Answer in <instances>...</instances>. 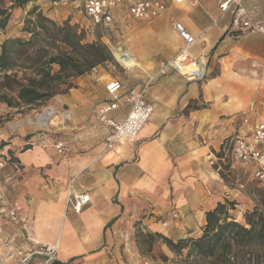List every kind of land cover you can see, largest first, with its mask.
Wrapping results in <instances>:
<instances>
[{
    "label": "crops",
    "instance_id": "0c3cea01",
    "mask_svg": "<svg viewBox=\"0 0 264 264\" xmlns=\"http://www.w3.org/2000/svg\"><path fill=\"white\" fill-rule=\"evenodd\" d=\"M163 1L166 9L150 19L132 17L130 0L113 10L114 22L108 28L122 32L120 39L119 30L113 31V42L125 45L135 59L130 68L121 64L127 79L91 73L79 76L81 87L74 89L78 95L90 94L97 115L116 100L118 107L109 116L122 121L131 109L130 90L146 87V99L153 106L149 120L135 141L118 142L110 149L106 143L111 129L98 121L101 134L90 146L79 136L75 145L66 141L73 154L58 155L47 139L18 153L19 165L30 173L19 204L28 220L22 225L26 232L19 228L8 234V251L16 247L18 259H2L4 264L42 259L44 255L36 253L29 257L38 250L32 239L58 244L55 264H124L116 257L135 252V227L145 234L149 229L184 237L197 229L196 217L204 223L206 212L222 201L227 186L211 161L221 159L218 153L227 139L246 129L241 121L245 113L251 121L264 120V32L231 30L233 14L223 13L216 0ZM242 2L251 21L264 25V0ZM41 8L57 20L70 16L72 23L82 22L81 28L90 23L80 0L62 12L51 2ZM176 21L197 38L190 52L204 67L201 80H187L173 69L159 73L160 63L185 46L174 28ZM104 38L112 42L111 36ZM112 79L122 83L116 99L106 89ZM72 94L66 102L73 100ZM70 186L74 193L90 195L80 213L68 208ZM173 211L182 220L164 227L160 216Z\"/></svg>",
    "mask_w": 264,
    "mask_h": 264
},
{
    "label": "rangeland",
    "instance_id": "374dc122",
    "mask_svg": "<svg viewBox=\"0 0 264 264\" xmlns=\"http://www.w3.org/2000/svg\"><path fill=\"white\" fill-rule=\"evenodd\" d=\"M72 1L73 0H34L24 7L14 9L12 18L6 29H0V42L8 36H19L24 38L29 36V34L23 29L25 26V20L28 17V11L35 4L39 5L41 8L42 5L51 2L59 12H62L65 9H69V6L72 5ZM41 10L44 12L42 8ZM69 18L70 16L68 19ZM68 19L55 20L57 23L62 24ZM89 22L88 25L84 23V28H82L86 33V40L89 42L101 41L105 43L113 53L118 65L111 63L99 65L81 76L96 73L105 78L115 77L120 80L127 79L128 73H126L124 67L121 65L122 63L116 58L113 51V48L118 46L113 42L115 37L113 31L119 29H114L112 31L108 27L93 25L90 20ZM70 23L75 24L72 23L71 20ZM103 36H105L104 39L106 41L108 36H111L112 42L107 41L106 43L102 41L101 37ZM116 36L121 39L122 32L119 30V33H116ZM38 43L40 44V41L37 42V44ZM57 69L58 66L53 65V70L56 71ZM18 71L20 77H24L25 73L31 74V71L29 70ZM78 77L71 79L75 87L67 89L64 93L56 94L41 103L33 105H16L12 107L0 100V264L3 263L2 259L6 260V262L7 260L10 262H17L18 249L15 247L14 252L10 253L8 250L12 247L9 246L10 241L6 239L8 234H11L12 230L14 232L17 229L22 228L23 231L26 232V229H24L23 226L27 224L28 220L27 215L22 208L19 218H12L10 215L12 207L21 204L20 198L22 196L20 194L23 191V182L25 186L30 174L28 170L24 171L22 169L23 167L19 165L17 161L18 153L22 152L27 147L34 146L37 142H40L39 139H47L48 142H52L56 152L57 149L55 144L57 141H67L68 143L70 142L75 145L76 141H74V139L77 136H79L80 140H83L84 146L86 147L90 146L92 138L101 134V129L99 130L96 126L100 119L94 109L90 106V94H87V96L75 94L74 89L81 87V85L77 83ZM92 90V93H98L95 87H93ZM70 92H74V94H72L73 100L70 99L66 102L65 97H67ZM1 94L2 91L0 90V96ZM8 94L10 98H13L14 100L16 92H8ZM85 97L89 98V100L84 101ZM49 107L52 108L55 113L53 116L58 117L56 119L58 124H39L38 118ZM66 112H71L70 114L73 113L72 116L76 120L73 121L64 117ZM67 146L69 148L68 154H73L71 146L69 144H67ZM57 154L62 155L58 152ZM218 155V157H221L220 160H217L219 165L216 164V161V163L214 162L212 165H216V167L219 166L218 169L220 170L221 178L227 186V191L222 197V202L227 203L228 220L245 224L248 213L256 208H263L264 182L257 180L253 176L251 166L238 162L232 157L231 153L225 149H222ZM175 213H177V217H174ZM222 216H224V213ZM22 217L26 218V221H22ZM159 219L160 221H163V226L167 227L169 225L171 226V220L181 221L182 216L179 212L173 211L169 215L160 216ZM195 222L197 229H194L191 234H186L184 237L168 235L166 231L162 233L150 231L149 229L145 234L140 227H135V231L131 238V243L135 252L127 253V256L121 253V256L116 257V261L122 260L124 261V264H227L224 256L220 253L218 248H216V253L212 255L203 251L207 249L205 246L202 249L203 252L193 247L191 239L196 240L205 232L206 215L204 223L203 220L202 223H200L201 221L199 217L195 218ZM166 238L171 240L174 244H177L181 240H185L186 244L183 248L178 249L167 242ZM8 239H11V237ZM257 249V247H252V250L257 251ZM246 250L248 249H245L244 252H246ZM242 253L243 251L239 252V248H237L236 254L238 255H235L234 259H232L234 264H244L239 258ZM253 254L251 253L252 258L254 257ZM246 257H250L249 252L245 254V263H254L252 260L251 262L246 260Z\"/></svg>",
    "mask_w": 264,
    "mask_h": 264
},
{
    "label": "trees",
    "instance_id": "16d2710c",
    "mask_svg": "<svg viewBox=\"0 0 264 264\" xmlns=\"http://www.w3.org/2000/svg\"><path fill=\"white\" fill-rule=\"evenodd\" d=\"M31 1L34 0H0V29H6L14 9ZM27 16L23 29L29 34L27 38L8 36L0 42V100L8 106L41 103L75 87L71 80L74 77L99 65H118L105 43L86 40L85 31L77 24H71L69 19L59 24L37 4ZM53 65L58 66L56 71ZM18 70H29L31 74L20 77ZM8 92H16L14 100ZM226 204L220 201L206 212L205 232L198 239H191L193 247L202 251L205 246L207 249L203 251L212 255L218 248L227 264H234L232 259L238 255L239 248V252L243 251L239 257L242 263H248L244 257L249 252L250 257L246 260L264 264V204L263 208L247 214L245 224L228 220ZM166 241L178 249L186 244L185 240L177 244L167 238ZM252 247H257V251ZM245 249L248 250L244 252Z\"/></svg>",
    "mask_w": 264,
    "mask_h": 264
},
{
    "label": "built area",
    "instance_id": "2783aa9c",
    "mask_svg": "<svg viewBox=\"0 0 264 264\" xmlns=\"http://www.w3.org/2000/svg\"><path fill=\"white\" fill-rule=\"evenodd\" d=\"M182 3L186 0H174ZM223 13L231 11L233 14V31H261L264 32V25L255 24L243 4V0H216ZM128 0H80V7L84 15L93 25L109 27L114 22L113 10L117 6L127 3ZM130 14L137 19H150L160 15L166 4L163 0H130ZM174 28L185 42V46L171 59L160 63L159 73L165 74L173 69L187 80H201L205 76L204 67L201 62L190 52V47L196 43L197 38L191 34L180 21L174 23ZM122 88L118 79H112L106 84L107 92L117 98V92ZM127 101L131 103V109L122 121H116L109 116V113L118 107V102H110L98 111V118L106 124L111 133L107 139L106 147L113 148L116 143L124 141H135L137 136L153 113V106L146 99V87L132 89L129 92ZM250 115L245 113L242 123L246 129L237 133L234 137L227 139L224 149L231 153L238 162L249 165L252 168L253 176L264 182V120L251 121ZM57 152L67 155L69 148L66 142L59 140L55 144ZM223 149V150H224ZM214 164V161H211ZM90 201L87 193H74L70 186L67 190V205L75 213H80ZM21 206L14 205L10 211L12 218H19ZM177 217V213L174 214ZM22 221L26 218L22 217ZM37 245L34 253L42 254L44 257L34 264H55L57 259L58 244L41 243L32 239Z\"/></svg>",
    "mask_w": 264,
    "mask_h": 264
},
{
    "label": "bare ground",
    "instance_id": "6f19581e",
    "mask_svg": "<svg viewBox=\"0 0 264 264\" xmlns=\"http://www.w3.org/2000/svg\"><path fill=\"white\" fill-rule=\"evenodd\" d=\"M114 54L116 58L125 66H132L135 64V59L130 55L128 50L125 48V45L120 44L117 47L113 48ZM130 68V67H129ZM55 110V109H54ZM56 112V111H55ZM71 113V112H70ZM69 112H66L64 114V117L72 119V115ZM55 113L52 108H47L43 114L40 115L38 118V122L41 125H47V124H52V125H57L58 122L56 119L58 118L57 116H53ZM73 114V113H72ZM52 116V117H51ZM61 116V115H60ZM31 119V118H30ZM61 119V117H60ZM65 119V118H64ZM60 125V123H59ZM59 128V127H58ZM61 128V127H60ZM62 242V241H61ZM61 245V244H60Z\"/></svg>",
    "mask_w": 264,
    "mask_h": 264
}]
</instances>
